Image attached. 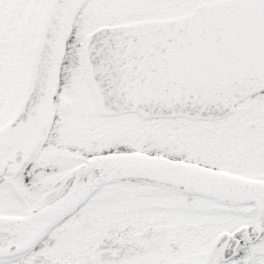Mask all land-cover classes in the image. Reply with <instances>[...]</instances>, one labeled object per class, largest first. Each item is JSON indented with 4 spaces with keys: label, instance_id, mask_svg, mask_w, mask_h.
Masks as SVG:
<instances>
[{
    "label": "snow or ice",
    "instance_id": "snow-or-ice-1",
    "mask_svg": "<svg viewBox=\"0 0 264 264\" xmlns=\"http://www.w3.org/2000/svg\"><path fill=\"white\" fill-rule=\"evenodd\" d=\"M0 264H264V0H0Z\"/></svg>",
    "mask_w": 264,
    "mask_h": 264
}]
</instances>
